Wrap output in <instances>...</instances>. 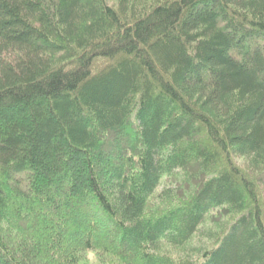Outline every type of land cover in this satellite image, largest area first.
I'll list each match as a JSON object with an SVG mask.
<instances>
[{"label": "trees", "instance_id": "1", "mask_svg": "<svg viewBox=\"0 0 264 264\" xmlns=\"http://www.w3.org/2000/svg\"><path fill=\"white\" fill-rule=\"evenodd\" d=\"M88 254L264 264V0H0V264Z\"/></svg>", "mask_w": 264, "mask_h": 264}, {"label": "rangeland", "instance_id": "2", "mask_svg": "<svg viewBox=\"0 0 264 264\" xmlns=\"http://www.w3.org/2000/svg\"><path fill=\"white\" fill-rule=\"evenodd\" d=\"M236 162H237V164L240 166V167H242V168H244V166H241V163H242V160H238V159H236ZM86 206H87V209L90 211L91 209H90V204H86ZM93 222V221H92ZM48 224V226H56V224H54V223H47ZM47 227V226H46ZM46 227H44V228H41V230H40V232H45L46 230H47V228ZM100 231V230H99ZM56 233H60V234H62L64 237H65V240H66V243H67V245H70L71 244V239H69L68 237L66 238V233L63 231V228L60 226V227H58L57 229H56ZM86 257V259L85 260H83L80 264H97L96 263V260L94 259V257L92 256V255H90V254H88V255H86L85 256Z\"/></svg>", "mask_w": 264, "mask_h": 264}]
</instances>
